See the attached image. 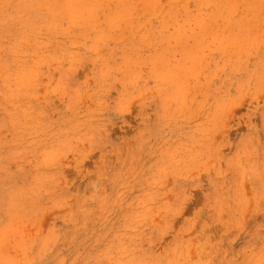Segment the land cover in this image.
Instances as JSON below:
<instances>
[{
  "label": "rangeland",
  "instance_id": "374dc122",
  "mask_svg": "<svg viewBox=\"0 0 264 264\" xmlns=\"http://www.w3.org/2000/svg\"><path fill=\"white\" fill-rule=\"evenodd\" d=\"M0 264H264V0H0Z\"/></svg>",
  "mask_w": 264,
  "mask_h": 264
},
{
  "label": "bare ground",
  "instance_id": "6f19581e",
  "mask_svg": "<svg viewBox=\"0 0 264 264\" xmlns=\"http://www.w3.org/2000/svg\"><path fill=\"white\" fill-rule=\"evenodd\" d=\"M164 103V102H163ZM244 162V161H243Z\"/></svg>",
  "mask_w": 264,
  "mask_h": 264
}]
</instances>
